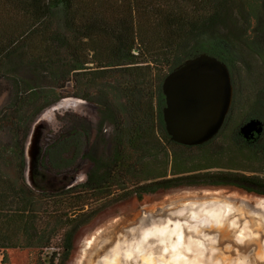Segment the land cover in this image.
<instances>
[{
	"label": "trees",
	"instance_id": "1",
	"mask_svg": "<svg viewBox=\"0 0 264 264\" xmlns=\"http://www.w3.org/2000/svg\"><path fill=\"white\" fill-rule=\"evenodd\" d=\"M200 54L224 62L230 75L244 54L264 62V0H0V100L9 101L0 131L15 135L9 149L0 145V251L50 247L55 226L65 219L85 224L87 219L71 218L74 212L114 190L141 198L178 187L228 186L264 196L263 176L189 168L212 158L207 147L226 127L233 95L208 142L180 145L165 131L162 81ZM18 71L28 78L17 77ZM71 83L72 96L93 104L98 121L65 114L41 165L54 175L78 161L91 166L84 182L69 191L36 192L24 175L30 127L67 96ZM258 117L253 119L264 121ZM242 125L233 133L234 148L264 167V128L246 139ZM47 197L54 208L44 207ZM63 201L72 215L62 210ZM72 233L62 238L59 264L69 256Z\"/></svg>",
	"mask_w": 264,
	"mask_h": 264
},
{
	"label": "rangeland",
	"instance_id": "2",
	"mask_svg": "<svg viewBox=\"0 0 264 264\" xmlns=\"http://www.w3.org/2000/svg\"><path fill=\"white\" fill-rule=\"evenodd\" d=\"M15 75L24 79L28 78L20 71ZM230 76L233 88V104L226 127L207 147L212 158L206 161L205 159H203L204 161L200 160L199 163L194 162L189 168L201 166L200 170L191 173L220 171L264 177V167L258 163L245 161L240 152L238 153L234 148L236 146L233 141V133L242 124L250 121L254 116L264 119V62L254 55L244 54L233 63ZM66 90L68 91L67 96L46 108L43 111L44 114L38 118L41 127H38V132L35 131L33 138L35 143L32 145L36 151V156L29 170V186L36 192L45 190L48 193H57L61 189L80 184L84 182L85 175L91 166L90 162L84 161L74 173L59 176L49 174L39 166V160L47 139L59 133L66 124L63 120L65 114L78 116L91 124L98 121L97 109L93 104L72 96V83L68 85ZM3 99L0 100V105ZM3 103V106L0 107L1 114H3V108L9 104L8 98ZM56 105L58 106L56 107ZM14 142V132L8 129L4 132L0 131V145L3 148L9 149ZM198 153V151L193 152L195 155ZM77 163L79 166V161ZM8 172L9 175H13V170ZM120 194H122L121 191L114 190L103 199L90 200L81 212L80 219L88 220L85 224L65 223V219V222L60 223V226H55L54 232L56 233H54L48 248L26 247L0 251V264H59L60 243L66 233L71 231L73 232L71 251L63 264H103L104 259L113 257L115 248L122 247L121 252H126L127 248L138 239V232L143 230L148 222L151 221V224L154 225H162L168 216L171 222L188 223L190 221L188 215L192 212L197 214L198 210L203 207H205L203 213L215 211L214 209L227 210L230 213L219 224L220 229L214 225L206 229L208 233L219 234L220 242L223 244L219 248L227 258H230L232 250H235L234 244L228 241L231 238V231L227 230L228 223L243 225L244 229L250 230L258 238L257 243L264 239V196L245 192L236 187H178L164 191L158 190L154 194L143 195L141 198L134 194L123 197ZM49 198L44 199V202L47 203L44 207L54 208L55 206ZM61 207L67 215H72L66 201H63ZM191 207L196 209L190 210ZM182 209H189L185 216L178 215ZM174 212H177V215ZM203 213L197 214V217H203ZM43 219L48 220L50 218L44 216ZM236 232L239 233L237 230ZM143 237L144 235H142V242ZM229 242L230 245L227 244ZM137 248L139 255H141L144 247L140 245ZM261 251L259 245L256 254H261ZM153 252L160 258L159 248ZM3 256L6 257L5 263L2 262ZM145 259L146 264H157V261H153L151 256ZM114 261L113 259L111 264L115 263ZM164 263L172 264L169 258ZM117 264H122V262L117 260Z\"/></svg>",
	"mask_w": 264,
	"mask_h": 264
},
{
	"label": "water",
	"instance_id": "3",
	"mask_svg": "<svg viewBox=\"0 0 264 264\" xmlns=\"http://www.w3.org/2000/svg\"><path fill=\"white\" fill-rule=\"evenodd\" d=\"M161 91L165 100L162 109L165 131L171 141L185 146L202 145L218 133L230 109L233 95L227 65L218 58L207 54H200L187 59L183 64L169 72L162 81ZM43 111L32 123L25 143L24 175L28 185L30 166L36 156V151L32 146L35 143L33 140L34 133L35 131L38 132V127H41L38 118L44 114ZM263 128L262 121L252 119L242 125L240 132L244 138L248 139L253 138L254 135H260ZM192 209L196 208L191 207L190 210ZM188 210L182 209L178 215L185 216ZM204 210L205 207L200 208L197 214H202ZM214 210L204 212V216L201 218L192 212L188 215L190 219L188 223L177 221L183 235L181 256L190 257L191 264H264V239L257 243L258 238L253 235V232L244 229L243 225H236V223L227 224V230L231 231V238L228 241L234 244L235 250H232L230 258L226 257L225 253L219 249L220 246H223L219 234L208 233L206 229L210 228L211 225L220 229L219 224L230 213L227 210ZM174 213L177 215V212ZM168 219L167 216L166 222L162 225H154L151 224V221L148 222L147 226L138 232V239L127 248L126 252H121L122 247L115 248L113 257L104 259L103 264H111L113 259L115 260L113 264H117V260L122 264H146L144 260L148 256H151L152 260L156 262L159 258L153 251L158 248L161 253L160 258L162 257L163 261L166 262L169 254H172L171 250L168 249L166 253L162 251L164 246H172L169 242L173 237L163 242L157 237H149L143 242L141 239L147 229H160L170 221ZM174 223L176 221H170L167 227L173 228ZM227 244L230 245V242ZM140 245L144 247L142 250H145L142 251L144 252L142 255H139L137 248ZM259 245L262 251L261 254H256Z\"/></svg>",
	"mask_w": 264,
	"mask_h": 264
},
{
	"label": "bare ground",
	"instance_id": "4",
	"mask_svg": "<svg viewBox=\"0 0 264 264\" xmlns=\"http://www.w3.org/2000/svg\"><path fill=\"white\" fill-rule=\"evenodd\" d=\"M169 223L170 222H168L165 226L161 227L160 229H156V228L147 229L144 232V234H143L144 235L143 241H146L149 237H157V238L162 240L161 242H163V241H166V240H170L173 237L172 240H174V241L172 242V244H171L172 240L169 242V244L172 245V246L171 247L164 246V249H163L162 252L166 253L168 249H169V251L171 250L172 254H169V261L172 264H191L190 257L181 256V252H182L181 250L183 248L182 247V245H183V235H182L180 226L176 222V223L173 224V228L172 227H167V225ZM224 248H226V247H224ZM219 249H221V248H219ZM142 254H144V252ZM157 264H165V263H164L162 258H159L157 260Z\"/></svg>",
	"mask_w": 264,
	"mask_h": 264
},
{
	"label": "flooded vegetation",
	"instance_id": "5",
	"mask_svg": "<svg viewBox=\"0 0 264 264\" xmlns=\"http://www.w3.org/2000/svg\"><path fill=\"white\" fill-rule=\"evenodd\" d=\"M262 123H263V122H262ZM263 126H264V125H263ZM61 130H62V129H61ZM59 132H60V131H59ZM53 136H55V135H52L50 138L47 139L46 145L48 144V142L50 141V139H51ZM254 136L256 137V135H254ZM255 137H253V138H255ZM46 145H45V147H46ZM45 147H44V149H45ZM44 149H43V152H44ZM43 152H42V155H41L40 160H39V166H40V168L43 169L45 172H47V173H49V174H53V173H51L50 171H48L47 168L42 167V165H41V158H42V156H43ZM81 164H82V163H80L79 166L77 165V166H76L74 169H72L71 171H68V172H65V173H61V174H56L55 176H59V175H63V174L74 173V172H75V171L81 166ZM53 175H54V174H53ZM73 187H74V186H72V187H70V188H67V189H61V190H59L57 193L69 191V190L72 189ZM43 192H45V190H44ZM45 193H48V192H45ZM57 193H48V194H57ZM86 205H88V204H86ZM83 210H84V209H83ZM83 210H82V211H83ZM82 211H75L71 218H77V217H79V221L82 222V221H81L82 219H80V217H81V212H82ZM74 215H75V216H74ZM87 221H88V220H87ZM79 224H80V223H79Z\"/></svg>",
	"mask_w": 264,
	"mask_h": 264
}]
</instances>
